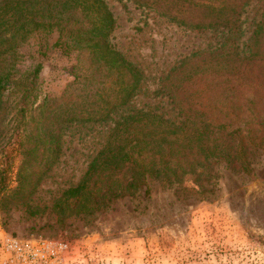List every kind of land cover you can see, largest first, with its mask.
I'll return each mask as SVG.
<instances>
[{
  "label": "rangeland",
  "instance_id": "obj_1",
  "mask_svg": "<svg viewBox=\"0 0 264 264\" xmlns=\"http://www.w3.org/2000/svg\"><path fill=\"white\" fill-rule=\"evenodd\" d=\"M106 2L116 18L110 42L143 72L141 92L103 122L64 125L59 157L46 170L47 154L24 149L30 147L24 129L38 119V105L47 97L63 102L91 96L108 79L86 53L66 55L55 48L56 33L32 35L20 46L18 83L4 94L0 125V239L66 240L71 244L67 264H264V156L250 175L219 168L218 179L206 183L204 193L192 184L171 189L150 180L148 194L142 188L134 196L132 189L115 196L98 183L78 200L65 198L69 188L81 185L121 117L148 107L173 116L167 97L156 95L162 77L220 40L218 32L178 27L128 0ZM263 12L264 0L249 6L243 40ZM38 66L32 84L30 73ZM28 86L25 106L21 98Z\"/></svg>",
  "mask_w": 264,
  "mask_h": 264
},
{
  "label": "trees",
  "instance_id": "obj_2",
  "mask_svg": "<svg viewBox=\"0 0 264 264\" xmlns=\"http://www.w3.org/2000/svg\"><path fill=\"white\" fill-rule=\"evenodd\" d=\"M128 1L178 27L218 32L220 40L162 77L156 95L167 97L173 116L148 107L121 117L81 185L69 188L65 198L78 200L98 183L115 196L131 189L134 196L142 188L148 194L150 180L171 189L192 184L195 192L204 193L206 183L218 179L219 168L250 175L264 156V12L246 41L242 26L256 0ZM115 19L106 0L0 1V125L4 94L18 83L20 46L32 35L56 33L55 48L66 55L86 53L95 71L108 79L91 96L63 102L47 97L38 105V119L27 122L34 130L24 129L23 140L30 144L24 149L47 154L46 170L59 157L64 125L103 122L141 92L143 72L110 42ZM38 73L39 66L30 73V83ZM29 89L21 98L25 106ZM114 183L126 184L118 188Z\"/></svg>",
  "mask_w": 264,
  "mask_h": 264
},
{
  "label": "built area",
  "instance_id": "obj_3",
  "mask_svg": "<svg viewBox=\"0 0 264 264\" xmlns=\"http://www.w3.org/2000/svg\"><path fill=\"white\" fill-rule=\"evenodd\" d=\"M70 251L66 240L6 235L0 239V264H67Z\"/></svg>",
  "mask_w": 264,
  "mask_h": 264
}]
</instances>
